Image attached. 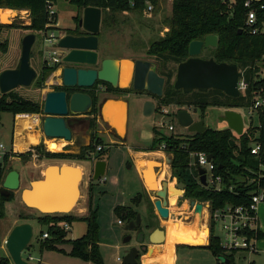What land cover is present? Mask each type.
<instances>
[{
    "label": "trees",
    "instance_id": "obj_1",
    "mask_svg": "<svg viewBox=\"0 0 264 264\" xmlns=\"http://www.w3.org/2000/svg\"><path fill=\"white\" fill-rule=\"evenodd\" d=\"M55 1V0H52ZM162 0H69L77 10L86 7H94L101 10V13H130L141 12L145 9V4L149 3L153 9L158 8ZM250 1L251 7L256 13V23L249 29L245 25V17L249 11L244 4ZM262 7V8H261ZM0 21L9 22L15 18L14 11H26L30 17V24L22 26L18 24L4 25L0 24V30L3 28L23 29L34 35L42 33L45 30H54V26L48 28L50 23L46 11V0H0ZM3 9V10H2ZM14 10V11H13ZM78 17L74 21L78 22ZM56 23V16L52 22ZM253 33V30H255ZM76 30L67 31V34H77ZM216 36L218 43L215 49H211V55L207 58H213L217 63H233L238 66L242 72V79L247 85L244 94L238 98H230L217 90H209L205 93L192 92L184 94L182 91H176L173 88L174 74L172 71L167 73H158L164 77L165 84L161 98H155L158 105L156 112L160 107L178 106L192 110H199L203 118L204 112L209 107L220 108L224 110L247 109L257 97H264V0H172L171 16L166 23L164 35L156 41L149 44L146 55L154 58L158 63L166 64L173 62L182 63L188 59V45L192 41L203 40L206 36ZM98 37L99 34H98ZM2 52L6 51V43L0 44ZM57 67L41 66L38 77L33 83L36 89L44 88L46 79ZM32 83V84H33ZM98 86H104L106 92L118 96L128 94L131 90H114L108 84L97 82L90 89H65L62 86L56 87V91H67L71 94L75 91L88 93L93 100V106L88 115H93L89 121V128L94 130L96 126V116L98 114L97 99L94 89ZM42 104L39 100H31L17 95L14 91L6 94H0V114L9 113L14 119L17 115H39L41 114ZM255 122L251 120L241 136H237L230 129L214 130L206 127V130L200 134H189L186 136L174 135L162 136L156 129H153V140L146 150L141 152H156L161 144L165 145L164 152L171 154L170 171L167 169L166 178L171 174L177 182L185 185L182 200L209 202L210 210L223 208L226 205H247L251 194L257 189L255 183L250 181L255 178L258 171V160L250 154L252 143H258L264 149V107L257 110ZM96 134V133H95ZM99 138L91 139L88 146L80 148L77 153H50L43 149L42 144L33 146L36 154V160L53 161H88L90 154L94 153L96 161H104V151L96 152V144ZM189 152H203L210 156L215 165V174L222 179V190L214 192L207 190L196 182L189 175L188 162ZM12 156L21 160H30V152L24 154H13L12 150L7 151L0 161V189L6 174V165L8 159ZM261 188L264 189V179L260 180ZM231 188V190H229ZM145 191V190H144ZM181 192L177 190L173 182L168 183V205L172 200L177 201ZM14 199L12 194L9 199L0 196V218L3 217V208L6 202ZM140 195L132 199L133 204L140 203ZM188 208L186 205L185 209ZM184 209V210H185ZM183 210V211H184ZM120 217L127 222L135 218V213L130 208H118ZM183 211L181 213H183ZM180 213V214H181ZM97 212L91 204V188L88 191V208L84 217H75L71 214H53L42 215L37 218L23 217L19 215L22 222L34 220L40 226L46 228L41 232L42 238L47 233L46 239H41L40 247L50 251H62L57 246L68 242L71 249L69 256L80 260L91 262L93 264H103L99 253L98 225L96 222ZM195 217L202 216L207 220V211L202 208L200 212H192ZM72 221H84L86 223L85 234L76 240H66L67 232L60 227V224L71 223ZM194 221V220H193ZM196 221V219H195ZM194 221V222H195ZM193 222V223H194ZM182 223V222H181ZM185 224V223H182ZM205 230V229H204ZM252 236V235H251ZM208 229L199 234L197 238L190 234L183 240V246L199 245L201 247L207 244ZM256 240L264 239V234L260 231L256 234ZM31 244L26 248L30 249ZM192 247V246H187ZM209 250L215 257L217 264H223L217 256H223L229 260V264H236L234 254L236 252L225 251L219 243V239L210 233L208 244L203 246ZM173 251V246L170 247ZM143 254V253H142ZM140 255V254H139ZM146 255V254H145ZM144 256V255H143ZM140 256L137 258V264H140ZM0 264H8L4 258ZM252 264V263H250Z\"/></svg>",
    "mask_w": 264,
    "mask_h": 264
},
{
    "label": "rangeland",
    "instance_id": "obj_2",
    "mask_svg": "<svg viewBox=\"0 0 264 264\" xmlns=\"http://www.w3.org/2000/svg\"><path fill=\"white\" fill-rule=\"evenodd\" d=\"M53 9L57 17L54 26L55 34L60 36L63 34L65 35L67 31H74L77 25L74 21V17L76 16L80 19L82 17L83 9L77 10L70 4L69 0H55ZM4 11H1L0 13ZM14 12L16 13L15 18L10 21V23L5 25L18 24L28 26L30 24L28 12ZM170 16V0H162L158 8H154L150 14L145 13L144 10L141 12L130 13H102L99 31L100 44H98L99 46L97 50L99 60L105 58L130 61L147 60L155 64V70L157 73H167L168 71H172L175 76L177 64L173 62L161 64L154 58L146 55V50L149 44L164 35L166 23ZM23 32V29L9 27L0 30V44L6 43V51L2 52L0 49V69L13 65V61H15L17 56H20ZM41 47L42 33H38L35 35V43L32 46L30 59L31 66L36 71V78L38 77V73L42 66L41 56L39 53ZM210 55L211 49H203L200 54V58L207 59ZM61 65L63 66V64ZM50 78L54 83H56V85L47 86L44 84V88L38 90L33 83L28 88L18 87L13 91L23 98L38 100L40 99L41 94L44 95L46 92L62 86L60 76L52 77L51 74L46 81ZM128 94V96H118L116 94L108 93L96 96L97 108L104 98L109 97H124L129 105V126L126 139L122 141L118 136L103 133L100 135L102 140L99 138L100 141L96 144V146L102 147V151L108 149L104 155L106 161V171L103 176L104 181H93V167L89 161L65 162L46 159L36 160L33 158L30 160H21L15 156L8 159L6 171L18 170L21 173V180L18 191L12 193L14 195V199L5 203L3 208V217L0 218V260L4 258L8 264H12L5 249V240L11 231L13 223L15 221H21L19 219V215L29 218L42 216L32 209L20 207V204L18 200L15 199V196L18 197L21 190L25 189L30 182L39 179V173L43 168L61 163L75 165L82 171L80 197L70 213L72 216L79 218L84 217L87 214L88 191L89 188H91V204L97 212L96 222L98 225V246L103 264H122L121 262L123 257L131 247L139 249V235L137 234L141 232L144 234V242L141 248H145V251H139L140 264H159L161 262V256L157 255L160 252V249L166 251L168 248L170 249L171 246H169L167 241L169 240L171 234L175 235L177 239L180 236L179 241L183 242L184 239H186V241L189 240V238H187L189 234L193 235L201 234L203 231L205 233L207 232V221L205 222L200 220L197 216L195 217L191 214L192 211L188 201L182 200L179 197H177V201L173 199L172 204L170 206L168 205V208L170 209V216L168 220L160 219L154 209L153 202L155 201V196L152 192L153 190L160 189V182L163 180L165 181L166 173L168 171L167 169L169 168L167 158L169 157L171 160V157L167 154H164L165 157L162 156V159L167 163L164 167L159 165L161 163L159 160L155 161L156 164L149 163L150 165H147L148 168L152 167L151 169L157 167V172H154L155 180L151 178V184L154 185L155 188H147L152 191L148 192L147 189L144 191L142 183L138 177L136 167L131 159L130 151L134 150V147L136 146L145 148L149 147L154 136V128L162 136H169L171 134L180 136L189 135L187 129L180 126L176 119V114L181 109L188 110L194 121L202 120L205 127L214 130H222L226 128V124L220 120V117L223 116L225 110L209 107L205 110L203 118H200L201 113L199 110L180 108L178 106H167L164 107V109L168 112L166 115L162 113L163 108L160 107L158 112L155 111L151 116L146 117L143 115L145 102L148 100L153 101L156 110L158 105L156 99L143 92L134 93L129 91ZM235 111L242 116L244 129L251 120L256 123L254 114L249 116L245 109H237ZM91 119L92 118L84 116H71L70 125L76 130L81 131V133L84 134L83 138L79 139L78 137H75V140H73V138V142L70 141L73 144L64 141L65 144L61 151L55 153H77L80 148L88 146L93 137L97 140L98 133L96 132V126L94 130L89 128V121ZM161 123L165 124L164 127H161ZM169 125L173 126V132L167 130L166 127ZM15 126L13 118L9 113L0 114V144H2L7 150L11 147L12 130H14L15 137ZM32 131L38 133L39 138L43 137L41 134L40 122ZM40 144H43L42 139L41 141L39 139L36 144H31L28 147L38 146ZM13 148V154H24L27 152L26 149L22 152L17 151L15 148V142ZM142 155V157L145 158V161L152 158L151 156H147L148 154L145 153ZM138 157L139 156H137V158ZM136 164L146 165L142 159L138 160ZM148 179H144L146 181V185L147 182H149ZM170 181L172 182L171 179L167 178V183ZM179 184L183 183L177 182V185ZM137 195H140V203L138 205L133 204L132 202V199ZM185 204L188 205V210L185 209ZM121 207L130 208L135 215L140 216V227L137 230L130 232L125 231V226L128 222L125 219H122L117 211V209ZM80 210H82L81 213ZM182 211L183 213H181ZM257 218L260 233L264 234V204H261L258 207ZM134 220L135 218L133 217L132 221ZM118 221H121L122 224H118ZM181 222L185 224H182ZM30 223L33 229V236L31 240L32 247L27 249L22 256L25 260H27L28 255L31 254V264H93L91 262H86L69 256L68 253L71 246L68 242L57 246L62 251H50L48 249L41 248L39 242L41 241L40 235L41 232L46 231V228L40 226L34 220H31ZM155 229H159L165 234V240L163 243L159 244V246H151L156 244H150L148 242L149 235ZM85 231L86 223L84 221H72L70 223V230L66 235V240H76L82 237L85 234ZM214 234L222 239L223 235L219 225H216L214 228ZM127 236L131 237V241L127 244H123V241ZM176 245L178 244L173 245V250ZM206 245H202L201 247H196L199 245H192V247H187L189 245L176 247V264H217V261L212 253L203 247ZM256 249L255 253L250 254L247 251H237L234 254L235 263L264 264V239L256 242ZM118 259H120V261H117ZM164 263L171 264L169 256H165Z\"/></svg>",
    "mask_w": 264,
    "mask_h": 264
},
{
    "label": "water",
    "instance_id": "obj_3",
    "mask_svg": "<svg viewBox=\"0 0 264 264\" xmlns=\"http://www.w3.org/2000/svg\"><path fill=\"white\" fill-rule=\"evenodd\" d=\"M101 10L94 7H86L82 10V17L78 20L75 30L80 34H67L58 40L57 48L63 52L60 72L61 85L65 89H90L97 82L108 84L114 90H131L134 93H149L155 98H161L165 84L164 77L155 70V64L147 60H117L105 58L99 60L98 34L101 24ZM246 19V18H245ZM2 24V23H1ZM5 25V24H4ZM35 43V35L27 34L21 41V52L16 66L12 69L3 70L0 73V94H6L18 87L28 88L36 78V71L31 66V50ZM216 36H206L203 40L192 41L188 45V59L179 63L173 82L176 91L190 94L194 91L205 93L209 90H217L230 98H238L240 92L237 88L242 72L233 63H217L213 58L202 59L200 54L203 49H215L217 47ZM123 62L131 64V80L129 87L119 86V74ZM119 102L118 98H104L98 106L101 119L102 108L107 101ZM93 100L88 93L75 91L68 94L67 91L51 90L42 97L41 110V134L47 140H72V131L67 124L69 116L88 115L92 109ZM155 112L153 101H146L143 107V115L148 117ZM177 122L187 129L189 134H200L206 130L202 120L194 121L190 113L181 109L176 114ZM220 120L225 122L227 128L237 136L244 132L242 116L234 110H225ZM107 122V121H106ZM211 157L208 156V160ZM170 165L171 160L167 158ZM197 163V157H195ZM157 169V167H154ZM106 163L96 161L93 165V181L100 180L104 176ZM199 181L206 186L205 175L202 169L198 170ZM82 172L75 165L66 163L50 165L45 168L41 178L29 183V186L20 192L21 203L28 209H32L41 215L69 214L75 207L77 198L80 196V183ZM145 188H151V182L142 177ZM167 182L161 183V190L152 192L155 196L154 209L162 220H168V186ZM177 190L183 195L185 185H176ZM20 188L19 173L9 171L2 183L0 196L9 199L12 193ZM190 207L194 212H200L202 205L199 202L190 201ZM140 227V216L136 215L134 221H129L125 231H135ZM138 244L144 242V234H138ZM33 236L32 225L24 222L15 225L5 240V249L12 264H31L23 258V253L31 244ZM156 237L157 240H154ZM165 239L164 232L155 229L148 237L150 244L159 245ZM131 241L127 236L123 244ZM131 247L122 259V264H137L139 251ZM223 264H229V260L223 256H217Z\"/></svg>",
    "mask_w": 264,
    "mask_h": 264
},
{
    "label": "built area",
    "instance_id": "obj_4",
    "mask_svg": "<svg viewBox=\"0 0 264 264\" xmlns=\"http://www.w3.org/2000/svg\"><path fill=\"white\" fill-rule=\"evenodd\" d=\"M129 1L132 2V0ZM53 6H54V1L46 0V11L48 14V19L50 21V23L47 25L48 28L55 26L52 23L54 20V16H56ZM244 6L246 8H249V11L245 17L246 18L245 25L247 28L251 29L254 27L256 23V13L253 9H250L251 7L250 1H247L244 4ZM152 10H153L152 5L146 3L144 12L150 14ZM255 31L256 29L253 30V33H255ZM60 38H62V36L61 37L57 36L54 30H45L44 32H42V47L41 50L39 51L41 56V63L42 66L45 67H49V68L57 67L56 70L52 73V77H59L62 68L61 59L63 57V52L57 48V43ZM57 71H58V75L55 76L54 74ZM44 84L47 86L56 85V83L54 82L48 83V80L45 81ZM246 87L247 85L245 84L243 79L242 78L239 79L237 88L240 92V95L244 94ZM94 94L95 96H97L99 94H108V93L106 92V88L104 86H98L94 89ZM263 107H264V97H257L256 99H254L251 106H249L245 110L248 112V115L250 116L253 114L256 115L257 110ZM162 108H163L162 113L166 115L168 112L164 109V107ZM35 117L38 122L37 124H39L41 120V114L36 115ZM164 125H165L164 123H161V127H164ZM166 128L168 131L171 132L174 131L172 125H169ZM45 140L47 139L42 137V142L44 144V145L42 144V146L44 151L55 153L48 150L45 144ZM54 141H58V140H54ZM26 150L27 152H30L31 158L36 159L37 156L34 150L32 149V147H28ZM101 150H102L101 146H96V152H99ZM164 150H165V145L161 144L157 152L166 154ZM6 152H7L6 148L2 144H0V161L4 153ZM250 154L253 155L258 160V171L256 173L255 178H253L250 181L251 183H255L257 189L249 197L247 205H226L223 208L214 210L212 212L210 210V203L208 201L199 202L201 203L202 208H205L207 211V229H208L207 241L209 239L211 232L215 237H217L214 234V228L216 227V225H219L223 237L222 239L219 237L217 238L219 239L220 246L227 252L247 251L250 254V253H255L257 250L256 249L257 240L255 236L257 232L260 231L258 218H257V210L261 204H264V189L259 186L260 180L264 179V149L260 144L252 143L250 147ZM167 155H169L172 158L171 154H167ZM188 156H189V162H188L189 175L196 180L198 185H200L201 187L207 190H211L214 192L221 191L222 179L219 175L215 174V165L212 162V159L208 160V156L203 152L200 153L189 152ZM195 157H197V163H195L194 160ZM88 161L93 167L94 163L96 162L94 158V153L90 154ZM199 169H202L204 171L206 186H202L200 184L199 174H198ZM169 179L172 180V182L176 187L177 180L175 178H171L170 175H169ZM98 181L100 182L104 181V177H101L100 180ZM229 190H231V188ZM182 197L183 195L179 198L182 199ZM185 201H188V204L190 202V200H185ZM194 202H198V201H194ZM191 211L194 213V207H191ZM169 216H170V210H169ZM118 224H122V222L118 221ZM60 227H62V229L66 232L70 230L69 223L63 222L60 224ZM47 237H48L47 233H44L41 239H46ZM117 261H120V259H118Z\"/></svg>",
    "mask_w": 264,
    "mask_h": 264
},
{
    "label": "bare ground",
    "instance_id": "obj_5",
    "mask_svg": "<svg viewBox=\"0 0 264 264\" xmlns=\"http://www.w3.org/2000/svg\"><path fill=\"white\" fill-rule=\"evenodd\" d=\"M54 75L55 76L58 75V71L55 72ZM130 80H131V64L128 62H123L121 65L120 74H119V86L121 88L126 87V89H127L129 87ZM125 112H126L125 111V105L123 103H121L120 100H119V102L118 101L114 102V101L109 100L104 104V106L102 108V117L104 118L105 121H107L111 125V127H112V129H114L115 133L121 138H123L125 135V121H126ZM35 119H36V117L35 116L32 117L31 115H18L16 117L15 148L17 151L22 152L25 149H27L29 145L36 144L38 142V140H39L38 133L32 131L38 123L37 120L35 121ZM25 132H26V135H25ZM45 144H46L48 150H50L52 152H60L62 147L64 146L65 142L63 140H58V141L45 140ZM147 156L152 157L151 159H148V161L155 162V161H157L155 159H158L159 161H161V163L159 165L162 167L166 166V164H167L162 159L160 154L151 153ZM164 157H165V155H164ZM61 164H63V163H61ZM145 164H146V162H145ZM58 165H60V164H58ZM136 165H137V169L142 173V177L144 179L150 178L148 180L151 181L152 180L151 178H153V179L155 178V174H154L153 169H149L146 165H138V164H136ZM143 169H144V171H143ZM163 181L160 182V189L153 190V192L161 190V183ZM164 182H167V181L165 180ZM167 186H168V184H167ZM151 188H155L154 185H152ZM77 202H78V198H77ZM76 203H75V205H76ZM185 205H187V204H185ZM154 240H157L156 237H154Z\"/></svg>",
    "mask_w": 264,
    "mask_h": 264
},
{
    "label": "crops",
    "instance_id": "obj_6",
    "mask_svg": "<svg viewBox=\"0 0 264 264\" xmlns=\"http://www.w3.org/2000/svg\"><path fill=\"white\" fill-rule=\"evenodd\" d=\"M1 16V15H0ZM57 18V17H56ZM0 23H2V24H7V23H9V22H1L0 21ZM27 34H29V32L28 31H26V30H24V32H23V37L25 36V35H27ZM63 37L64 36V34L63 35H60V37ZM99 38L100 37H98V43L100 44V42H99ZM99 46V45H98ZM19 57L20 56H17V58L15 59V61H13V65H9V66H6V67H3L2 69H0V73L3 71V70H6V69H12V68H14L15 66H16V64H17V62H18V60H19ZM51 82H53L52 81V79L50 78L49 80H48V83H51ZM125 95H129V94H125ZM123 96V95H122ZM42 97H43V95L41 94V97H40V99H38L39 100V102L42 104ZM119 100H120V102L121 103H123L124 105H125V117H126V121H125V135H124V137L123 138H121V137H119L116 133H115V131H114V129H112V127H111V125L108 123V122H106L105 120H102L101 119V114H100V112H99V110H98V114H97V116H96V128H97V130H96V132L98 133V138H100V135H102L103 133H108V134H113V135H115V136H118L122 141L123 140H125L126 139V137H127V134H128V126H129V105H128V102L125 100V98L124 97H119L118 98ZM103 102V101H102ZM101 102V103H102ZM100 103V104H101ZM18 116V115H17ZM17 116H15V118L13 119V122H14V125H15V119H16V117ZM35 116V115H34ZM33 117V116H32ZM84 117H88V118H93V115H84ZM71 119V116H69V117H67V124H68V126H69V128H70V130L72 131V139L73 140H75V137H78L79 139H82L83 138V133H81V131H79V130H76L74 127H72L71 125H70V120ZM35 121H36V119H35ZM225 123V122H224ZM226 124V123H225ZM226 128H227V125L225 126ZM13 128H14V126H13ZM74 136V137H73ZM154 137V136H153ZM40 139V141H41V137L39 138ZM101 139V138H100ZM102 140V139H101ZM153 140V139H152ZM14 142H15V137H14V130H12V140H11V147L8 149V150H12V151H14V148H13V146H14ZM71 142H73L72 140H71ZM70 142V143H71ZM114 143V142H113ZM71 144H73V143H71ZM7 150V149H6ZM7 150V151H8ZM140 150H146V148L145 147H141V146H136V147H134V150H132V151H130V156H131V159H132V161H133V163H134V166L136 167V170H137V174H138V177H139V179H140V181H141V183H142V186H143V188H144V190L146 189L145 188V186H144V183H143V180H142V173L137 169V165H136V161H137V156H143L142 154L143 153H145V154H151V153H156V154H160V156L162 157H164V155L162 154V153H160V152H141ZM155 159V158H154ZM155 160H158V159H155ZM104 162L106 163V161H105V159H104ZM45 170V168H43L41 171H40V173H39V178H41V176L43 175V171ZM153 170H154V172H157V169H155V168H153ZM18 173H19V179L21 180V173L18 171V170H16ZM106 171V170H105ZM143 171H144V169H143ZM169 171H170V166H169ZM170 176H171V174H170ZM172 178V177H171ZM149 182H152V181H149ZM29 186V185H28ZM27 186V187H28ZM26 187V188H27ZM154 189V188H153ZM15 199H17L18 200V202H19V204H20V207H22V208H26L22 203H21V200H20V194H19V196L18 197H16L15 196ZM26 209H28V208H26ZM83 210V209H82ZM82 210H80V213L82 212ZM170 210V209H169ZM71 213V212H70ZM69 213V214H70ZM198 218L200 219V220H203V221H207L204 217H202V216H198ZM29 223H30V221H28ZM21 223H24V222H22V221H15L14 223H13V225H12V228L15 226V225H17V224H21ZM31 224V223H30ZM11 228V229H12ZM202 231V230H201ZM189 232V231H188ZM152 234V233H151ZM165 235V234H164ZM190 235V234H189ZM150 236V235H149ZM193 237H195V238H197L198 236H199V234H193L192 235ZM179 238H180V236L178 237V239L175 237V235H173V234H171L170 235V237H169V240L167 241V243L169 244V246H173V245H175V244H178V245H176L175 247H174V250L173 251H171L169 248L167 249V251L166 250H161L160 249V252L158 253V255L157 256H161V262L159 263V264H165L164 263V259H165V256H169L170 257V259H171V264H176V251H175V248L176 247H179V246H183V245H185V244H183L182 243V241L180 242L179 241ZM258 242V241H257ZM151 246H157V245H151ZM159 246V245H158ZM156 255V254H155ZM31 259H32V255L31 254H29L28 255V257H27V261L28 262H30V263H32L31 262ZM142 262V261H141ZM153 264H155V263H153Z\"/></svg>",
    "mask_w": 264,
    "mask_h": 264
},
{
    "label": "flooded vegetation",
    "instance_id": "obj_7",
    "mask_svg": "<svg viewBox=\"0 0 264 264\" xmlns=\"http://www.w3.org/2000/svg\"><path fill=\"white\" fill-rule=\"evenodd\" d=\"M76 31L78 32L77 34H80V31H79L78 29H76ZM140 159H142L144 162H146V166H147V165H150L149 163H154V164H156V162H152V161H148V160L145 161V160H144L145 158L142 157V156H139V157L137 158V161L140 160ZM137 161H136V162H137ZM147 167H148V166H147ZM151 168H152V167H149V169H151ZM135 217H136V216H135ZM138 234H139V233H138ZM138 234H137V235H138ZM141 246H142V245L139 246V249L141 248Z\"/></svg>",
    "mask_w": 264,
    "mask_h": 264
}]
</instances>
